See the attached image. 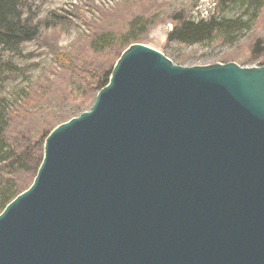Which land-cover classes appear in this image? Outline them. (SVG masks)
<instances>
[{
	"label": "water",
	"instance_id": "1",
	"mask_svg": "<svg viewBox=\"0 0 264 264\" xmlns=\"http://www.w3.org/2000/svg\"><path fill=\"white\" fill-rule=\"evenodd\" d=\"M0 264H264V64L129 45L0 212Z\"/></svg>",
	"mask_w": 264,
	"mask_h": 264
},
{
	"label": "trees",
	"instance_id": "2",
	"mask_svg": "<svg viewBox=\"0 0 264 264\" xmlns=\"http://www.w3.org/2000/svg\"><path fill=\"white\" fill-rule=\"evenodd\" d=\"M213 3V13L206 18L192 19L183 9L171 14L168 19L173 26L164 48L171 44L234 43L244 29L252 28L251 24H261L263 32L251 51L253 59L263 56V63L264 0ZM235 7H245V19L242 14H224ZM80 20L85 22L82 17ZM152 22L140 13H130L119 27L95 29L62 48L55 41L71 26L67 14L51 12L38 19L30 0H0V212L31 184L50 130L92 104L96 93L107 84L121 52L139 42ZM31 42H38L51 55L54 66L32 80L25 73L28 65L17 66L1 59L5 53L20 54L21 47ZM17 75L21 76L19 81ZM7 81L9 84L4 85ZM52 104L59 108L69 104L71 109L67 114H56L48 110Z\"/></svg>",
	"mask_w": 264,
	"mask_h": 264
},
{
	"label": "rangeland",
	"instance_id": "3",
	"mask_svg": "<svg viewBox=\"0 0 264 264\" xmlns=\"http://www.w3.org/2000/svg\"><path fill=\"white\" fill-rule=\"evenodd\" d=\"M213 1L214 0H30V5L32 10L35 11L38 19H43L51 12L68 15V18L72 22L70 24L71 26L67 31H63L55 41L57 45L62 48H67L78 39L80 35L85 37L86 34L91 33L95 29L105 28V26L108 28L119 27L123 19L129 16L130 13H140L142 17L151 18L153 22L149 26L147 32L143 34L141 40L137 43L147 45L160 51L175 65L206 66L229 62H234L242 67L263 65V56L253 59L254 55L251 51L253 42L258 35L263 32L261 24H257L254 27L253 24H251L252 28L249 30L244 29L238 40L234 43H221L215 41L211 44H194L189 46L171 44L166 49L164 48L167 33L173 26L172 22L168 19L171 14L183 9L188 12V15L192 19L206 18L213 13ZM245 11V7H235L227 10L224 14L228 17H236L240 14L243 15ZM249 12L253 13L251 9ZM81 17L85 19V22L80 20ZM243 18L245 19V15H243ZM251 23H253V18H251ZM28 55H30V57H28ZM1 59L8 60L13 65L17 66L28 65L25 73L26 75L30 74L31 80L36 78L42 70L50 71V69H54L51 55L43 48H40L38 42L26 43L21 47L20 54L5 53L2 55ZM32 64H35V66H29ZM17 76V80L19 81L21 76ZM6 84H9V82L7 81L4 83V85ZM90 107L91 105L83 111L88 110ZM70 109L69 104L60 108L52 104L48 108L50 111H55L56 114H67ZM72 117H74V115Z\"/></svg>",
	"mask_w": 264,
	"mask_h": 264
},
{
	"label": "built area",
	"instance_id": "4",
	"mask_svg": "<svg viewBox=\"0 0 264 264\" xmlns=\"http://www.w3.org/2000/svg\"><path fill=\"white\" fill-rule=\"evenodd\" d=\"M253 66H259V65H253Z\"/></svg>",
	"mask_w": 264,
	"mask_h": 264
}]
</instances>
